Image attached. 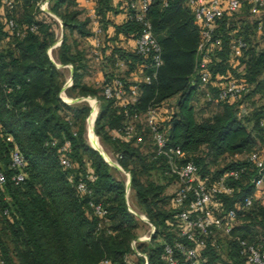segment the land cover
I'll use <instances>...</instances> for the list:
<instances>
[{
  "label": "trees",
  "instance_id": "1",
  "mask_svg": "<svg viewBox=\"0 0 264 264\" xmlns=\"http://www.w3.org/2000/svg\"><path fill=\"white\" fill-rule=\"evenodd\" d=\"M14 1L13 10L0 6L4 22L13 19L21 32L20 36L10 35L5 23L0 22V38L11 39L9 47L0 50V171L5 175V182L0 186V260L4 264H101L104 261L129 264L128 255L133 253L130 244L136 237L138 219L126 205L125 181L118 169L84 139V120L90 107L86 103L68 104L61 99L65 84V68L61 66L72 67V84L64 90L68 96L99 98L95 133L103 142L113 145L117 163L127 173L130 172L128 161L135 159L140 173L148 175L149 169H156L165 178L174 180L165 174L161 159L153 157L152 144L150 152L141 155L139 149L151 141L150 129L145 123L148 109L159 112L165 102L175 99L173 112L163 120L158 119L167 144L185 152L201 178H215L240 163L230 161L212 173L207 158L218 160L235 153H248L260 148L255 147L256 138H264V125H261L264 104L256 105L264 98V16H257L251 11L252 6L246 4L217 22L214 33L220 38V46L208 65L211 78L209 88L203 92L204 99L206 90L215 92L212 83L217 80L216 76L242 78L248 90L235 102L215 104L222 106L221 111L198 121L192 103L200 87L195 73L200 33L186 0H170L167 6L156 1L148 8L146 19L151 23L162 57V65L150 83L145 81L150 71L141 70L145 60L132 49L116 46L107 63L112 71L104 74V81L97 88L85 81L90 74L89 60L79 40L92 35L91 19L84 16L77 0L49 1L48 12L60 20L63 28L61 43L53 58L48 50L57 40L58 22L38 9L40 0ZM93 1L95 16L104 28L106 14L115 10L112 0ZM129 1L126 19L115 26L112 41H119L120 36L134 41L141 33V26L128 18ZM30 26L35 30L30 31ZM237 39H242L246 47L234 67L230 55ZM117 64L124 65L123 73L113 72L118 69ZM132 72H139L143 79L130 82L128 77ZM115 79L125 89L134 83L138 85L136 103L123 107L104 98L103 85ZM246 100L256 107L250 128L245 119L251 120L242 107ZM130 123L142 137L141 143H136L135 137L126 141L112 135ZM8 137L12 140L8 141ZM133 144L137 147L132 148ZM15 146L25 158L21 170L24 179L18 184L12 181L15 171L10 168V155ZM63 146L66 149L61 151ZM62 156L69 160L70 167L61 165ZM242 177L240 192L223 199L226 208L237 210L240 223L226 235L230 263H222H246L241 254V241L254 244L264 252V207L253 205L239 209L242 197L250 191L249 183ZM79 183L84 184V192L77 189ZM130 188L137 205L154 227V235L144 251L146 264H167L165 245H173L175 241L187 243L176 228V235L171 233L177 210H166L162 205L163 198H159L164 191L162 186L140 181L132 170ZM97 205L105 215L95 212ZM212 240L213 234L205 237L201 264L222 260ZM178 258L179 263L184 262Z\"/></svg>",
  "mask_w": 264,
  "mask_h": 264
},
{
  "label": "built area",
  "instance_id": "2",
  "mask_svg": "<svg viewBox=\"0 0 264 264\" xmlns=\"http://www.w3.org/2000/svg\"><path fill=\"white\" fill-rule=\"evenodd\" d=\"M83 1L92 2V0ZM156 1L167 6L170 0L129 1L131 13L128 18L141 26L140 35L133 41V50L145 60L141 65V70L150 71V75L145 77L147 83L156 77L157 71L162 65L161 47L152 33L151 23L146 19L149 6ZM246 4L252 6L251 11L257 16H264L262 8L264 0H186V5L199 27L200 40L196 48L195 73L202 84H208L210 81L211 73L208 65L214 51L220 46V38L216 37L214 33L217 22ZM0 6L13 10L15 1L0 0ZM95 17V13H93L91 19L95 20ZM0 22H4L1 16ZM4 23L10 35H21L13 19H8ZM28 29L34 31L35 27L30 26ZM102 35V28L96 27L93 32L92 54L97 60L103 55ZM245 47L246 43L242 39H237L233 43L230 58L234 61V67L238 65V60ZM216 79L212 83L215 92L212 93L209 90L205 92V99L213 104L235 102L248 90V86L242 78L227 76L225 79L223 76H216ZM138 94L136 83L125 89L123 83L117 79L102 87L104 98L114 100L123 107L136 103ZM158 119L157 110L148 109L145 123L150 129L153 157L161 159L165 167V174L174 177L177 185L176 192L171 198V204L177 210L172 224L180 236L187 241V243L175 241L173 245L166 244L165 259L167 264H201V251L205 247V237L217 232L230 235L236 224L237 210L226 208L223 199L232 198L235 193L240 192L243 175L250 185V191L242 197L239 209L249 208L253 205L264 207V145L248 153H235L230 157V161L240 164L223 171L217 177L201 178L196 165L187 159L185 152L167 144V139L159 128ZM261 125H264V121L261 122ZM112 135L126 141L135 137L136 143L143 141L142 137L137 134L133 123L121 130L113 131ZM7 140L11 141L12 138L8 137ZM65 149L66 146H63L61 151ZM10 160V168L15 171L11 179L15 184H18L24 179L21 170L25 166V158L17 146L11 151ZM105 161L113 165L109 160ZM60 163L65 168L70 167L69 160L64 156L60 158ZM4 182L5 175L0 171V186ZM77 189L84 192V184L79 183ZM95 212L99 216L105 215V211L99 205L95 206ZM151 231L154 232L153 226H151ZM240 244L242 246L241 254L245 256L246 264H264V252L259 247L246 241H241ZM177 255L184 260L183 263H179ZM0 264H4L3 261L0 260ZM101 264H107V262L104 261ZM214 264L227 263L215 262Z\"/></svg>",
  "mask_w": 264,
  "mask_h": 264
},
{
  "label": "rangeland",
  "instance_id": "3",
  "mask_svg": "<svg viewBox=\"0 0 264 264\" xmlns=\"http://www.w3.org/2000/svg\"><path fill=\"white\" fill-rule=\"evenodd\" d=\"M46 2L45 0H40L38 2V9H40L42 11V9L48 10V6H44V3ZM19 5H17L18 7ZM6 13V12H5ZM239 13V12H237ZM12 15H14L12 13ZM254 16V15H253ZM255 17V16H254ZM250 16V19L254 18ZM4 36V34H3ZM56 42L53 44V46L48 50V55L53 58V54L56 52V48L60 45L61 43V31L59 28H56ZM11 39H6L4 40V38H0V50L3 51L4 49L9 47ZM85 48L87 47V45H85ZM89 49V48H87ZM87 60H89V62L94 59V56L92 53H90V51H87ZM94 71V70H92ZM131 75H129V81L130 82H135V81H139L142 80L143 77H141L139 72H132L130 73ZM71 72L70 69H65V84L69 85L68 87L71 86ZM138 78V79H137ZM136 79V80H135ZM89 84H91V86L93 87H99L101 85V81L98 80L96 74L91 73L90 72V77L87 79ZM199 89L196 93L195 99L193 100V107L195 109V116L196 119L198 121L206 119V118H210L213 115H215L216 113L220 112L222 109V106L220 105H215V104H210L208 103L205 99H204V95L203 92L205 91V89L209 88L207 85L208 84H202L201 81L199 82ZM67 89V88H66ZM101 95V94H99ZM61 99L68 103V104H73V103H86L89 107H90V111L89 114L87 115V117L84 120V139L86 141V143L93 148L94 150L96 148H94L92 146V144L90 143V141L88 140V119H90L91 115L94 113L93 111H96V115L92 124V130L94 132L95 138L99 144L97 151L101 154V156L104 158V160H109L110 163H112L114 167H116L119 171V175L120 177L125 181L126 184V189H125V201H126V205L128 207V210L134 214L137 217V221H138V225H137V229L135 230V239L131 241V248L133 250V253L128 255V263L129 264H146V254H145V250L148 246V244L151 242V239L154 235V232L152 233L151 231V224L148 220V218L145 216V214L143 213V211L141 210L140 206L137 205L136 199L134 197V193L131 192V188H130V180H131V170L133 172L136 173L137 178L145 183L148 182H153L156 186H162L164 191L162 193V195L159 198H163V203L162 205H164L166 210H172L173 206L171 204V198L174 195V193L176 192V182L173 179H168L165 178L163 175H161V173L159 172V170L156 169H149V174L145 175L140 173V166L138 164V162L135 159H131L128 161V170L130 172L127 173L126 170H124L119 163H117V156H116V151L113 148V145L108 144L107 142H103L95 133V120L96 117L98 116L99 113V109H100V100L98 97H79L76 98L74 95L72 96H68V94L65 91H62L60 94ZM75 97V98H74ZM174 102L175 99H171L167 102L164 103V105H162L159 109V118H161L162 120L165 119L167 116H169L172 112H173V106H174ZM94 104L96 106L95 110L94 109ZM256 104V103H255ZM264 104V98L259 99L256 105H262ZM98 107V108H97ZM242 107L245 109V112L248 114L247 118L250 119L251 121H247V119H245V123L247 124V127L250 128L253 121V114L255 112V105H253L250 101H245L242 104ZM93 112V113H92ZM161 122V121H159ZM163 124V123H162ZM264 140V138H263ZM263 140H260L259 138H256V144L255 147H261ZM151 141L148 140V142L146 141L144 146H141V148L139 149L140 154H144L145 152H150V148H151ZM132 148H136L137 146H135L134 144L131 146ZM100 148V149H99ZM138 149V148H137ZM202 151V150H201ZM199 152L200 155H203V151ZM230 157H221L218 160H212V158H207V164L208 167L210 168V171L212 173H216L218 170H221L222 168H224L228 162L230 161ZM124 172V173H123ZM161 205V206H162ZM173 211V210H172ZM173 220V219H172ZM240 221H237L236 224L239 225ZM171 229V233L173 232L174 234L176 233L175 227L174 226H170ZM172 233V234H173ZM176 235V234H175ZM229 237H227L226 235L217 232L213 235V242L216 243L217 246V250L219 252V255L221 257V262L226 261L227 263L229 261L228 257H227V240ZM157 241H161V238H157ZM142 258V261L139 259ZM242 264H246L245 262H243Z\"/></svg>",
  "mask_w": 264,
  "mask_h": 264
},
{
  "label": "crops",
  "instance_id": "4",
  "mask_svg": "<svg viewBox=\"0 0 264 264\" xmlns=\"http://www.w3.org/2000/svg\"><path fill=\"white\" fill-rule=\"evenodd\" d=\"M44 1V0H43ZM46 2L44 3V6H48L49 5V1L50 0H45ZM77 4L78 7L83 11L84 16L89 17L90 19L92 18L93 13H95V3L92 0V2H86L83 0H77ZM112 7L115 9L113 11H110L106 14V26H104V28L102 27V23L100 22V18L99 17H95V20L91 19V22L89 24V29L92 33V35L90 37H86V38H82L80 39V43H81V48L85 49L86 51H90V53H92V49H93V32L96 29V27H101L103 29V35L101 37L102 39V43L103 46H105V51L102 55V57L100 59H92L89 63V67L90 70L89 72L91 73H95L98 80H100L101 82L104 81V74L107 72L112 71L107 63H108V59L110 57V53L111 50L113 49V47H122L126 50H133V40L132 39H126L123 36L119 37V41H112L111 39L114 37L115 34V26L119 25L121 23H123V21L126 19L127 16V6H128V0H112L111 3ZM43 12L49 14L51 17H53V19L55 21L58 22L59 24V29L61 31V38H62V32H63V28L62 25L60 23V20L53 16L52 14H50L48 12V10L42 9ZM85 45H87V47L85 48ZM89 48V49H87ZM115 57H117L115 55ZM118 65V64H117ZM61 68H67L70 69V72L72 71V67L70 65L67 66H61ZM124 65L119 64L118 65V69L113 70V72L115 73H123L124 72ZM94 70V71H92ZM131 75V74H130ZM71 76V75H70ZM123 76V75H122ZM90 77V74L85 78L86 83L89 84L88 82V78ZM72 83V81H71ZM91 85V84H89ZM69 85L64 86L63 91L68 88ZM96 108L95 104H94V109Z\"/></svg>",
  "mask_w": 264,
  "mask_h": 264
},
{
  "label": "bare ground",
  "instance_id": "5",
  "mask_svg": "<svg viewBox=\"0 0 264 264\" xmlns=\"http://www.w3.org/2000/svg\"><path fill=\"white\" fill-rule=\"evenodd\" d=\"M93 110H95V109H93ZM93 112H92L93 114L91 115L90 119H88L89 120L88 121V138H89L88 140L90 141L92 146L97 149L99 144H98V142H97V140L95 138L94 132L92 130V124H93V121H94V118H95V115H96V111H93Z\"/></svg>",
  "mask_w": 264,
  "mask_h": 264
},
{
  "label": "water",
  "instance_id": "6",
  "mask_svg": "<svg viewBox=\"0 0 264 264\" xmlns=\"http://www.w3.org/2000/svg\"><path fill=\"white\" fill-rule=\"evenodd\" d=\"M95 150H97V149H95Z\"/></svg>",
  "mask_w": 264,
  "mask_h": 264
}]
</instances>
